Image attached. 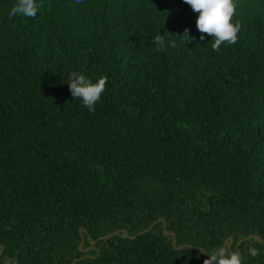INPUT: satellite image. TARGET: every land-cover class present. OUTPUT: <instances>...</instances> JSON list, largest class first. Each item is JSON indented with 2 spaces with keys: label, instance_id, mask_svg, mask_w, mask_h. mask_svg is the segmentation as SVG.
Instances as JSON below:
<instances>
[{
  "label": "trees",
  "instance_id": "16d2710c",
  "mask_svg": "<svg viewBox=\"0 0 264 264\" xmlns=\"http://www.w3.org/2000/svg\"><path fill=\"white\" fill-rule=\"evenodd\" d=\"M14 3L0 0V264H203L228 237L264 264V0H236L238 41L219 52L183 0H37L9 18ZM157 34L176 47L156 51ZM72 71L108 77L95 111ZM118 229L134 237L106 239Z\"/></svg>",
  "mask_w": 264,
  "mask_h": 264
},
{
  "label": "clouds",
  "instance_id": "9594fccd",
  "mask_svg": "<svg viewBox=\"0 0 264 264\" xmlns=\"http://www.w3.org/2000/svg\"><path fill=\"white\" fill-rule=\"evenodd\" d=\"M82 0H76L81 3ZM190 6L194 13H197L196 28L203 41L205 36L212 37L211 48L214 52H219L221 45H234L238 41L240 31L239 22L233 23L236 14V0H183ZM41 5L37 0H15L8 15L9 18L21 16L26 18L36 17ZM180 36L189 37V29H185ZM167 41V43H166ZM156 45V51H166L167 48L176 47L177 39L174 36H165L157 34L151 41ZM108 77L106 75L99 77L96 82H92L84 74L72 71L69 74L67 82L69 91L74 99L82 100L84 107L89 112L95 111V105L100 101L102 94L106 90ZM204 250H201L203 252ZM256 248L250 249V255L255 258L259 255ZM208 258L203 264H244L241 255L237 251H229L225 247H219L212 252L207 251Z\"/></svg>",
  "mask_w": 264,
  "mask_h": 264
},
{
  "label": "water",
  "instance_id": "95a60500",
  "mask_svg": "<svg viewBox=\"0 0 264 264\" xmlns=\"http://www.w3.org/2000/svg\"><path fill=\"white\" fill-rule=\"evenodd\" d=\"M158 220L163 221V231H164V234H166V235H171V236H172V245H173V247H175V248H177V249H181L183 245L176 246V235H175V233H174L173 231H171V230H167V229H166V226H167V225H166V221H165L163 218H159ZM156 222H157V220L154 221L152 224H150L149 227H148L147 229L141 231V233L146 232V231H149V230L153 227V225H154ZM120 233H121V235H122L123 237H131V238L134 237V236H128V234H127V230H126V229H118V230L114 231L112 234L106 235V239L110 238L112 235H116V234H120ZM246 238H248V239H250V238H255V239H257L258 241H261V239L259 238V236L256 235V234H249V235H247ZM88 239H90V238H88ZM83 240H84V238H83V236H82L80 246H81V244L83 243ZM232 241H233L232 237H228L227 239H225V241H224L222 247H225V248L229 249L230 246H231V244H232ZM90 242H91L92 244L94 243V241H90ZM80 249H81V248H80ZM201 249L204 250L203 252L205 253V255H207V250L204 249V248H201ZM2 250H3V246L1 245V248H0V257H1V254H2ZM81 250H84V249H81ZM7 261H8V260H7Z\"/></svg>",
  "mask_w": 264,
  "mask_h": 264
}]
</instances>
